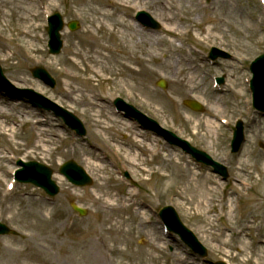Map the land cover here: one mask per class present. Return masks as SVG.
I'll return each mask as SVG.
<instances>
[{
    "label": "rangeland",
    "instance_id": "rangeland-1",
    "mask_svg": "<svg viewBox=\"0 0 264 264\" xmlns=\"http://www.w3.org/2000/svg\"><path fill=\"white\" fill-rule=\"evenodd\" d=\"M86 1L16 0L11 3V0H0V64L7 78L17 88H31L73 112L88 130L85 137H79L53 112L37 107L33 110L30 103L17 102L0 91V109L10 114L6 121H15L14 127L19 128L15 139L18 145L0 137V221L14 230L11 236H0V264H98L99 261L100 264H135L142 260H148L149 264H215L219 261L256 264V256L264 254L262 245L258 244L259 236H264V181L259 180L258 173L245 169L242 161L244 156H264V115L256 113L251 103L247 106L250 94L245 90L244 80L250 75L247 70L250 62L264 50L261 0H126L130 8L124 14H115L110 21L115 29L112 34L100 28L103 23L100 8L93 0ZM221 1H226L227 5ZM139 10L149 12L162 28H144L135 17ZM55 12L62 14L66 24L77 20L80 28L75 32L65 28L61 53L50 55L47 15ZM121 25L131 29L138 26L137 29L144 31L141 33L143 45L131 47L127 39L130 33L126 40L117 38ZM208 28L213 30L209 35L205 33ZM137 40V36L133 37L132 43ZM212 47L221 48L231 54V58L211 63ZM181 56L192 61L197 71L194 83L199 88L192 93L176 84V79L186 77L180 74L181 67L177 65ZM34 67L45 68L55 78L56 87L52 89L35 79L31 73ZM97 69L99 74L93 73ZM188 69H192L191 66ZM66 73L78 78L66 79ZM214 77L225 78L221 86L224 94L214 91ZM161 79L167 83L166 90L157 86ZM65 81L69 83L71 95L66 93ZM232 84L240 86L241 95L235 93L237 89ZM118 97L226 165L230 177L223 180L214 175L211 168L198 164L180 148L172 147L163 138L141 130L135 121L117 114L113 102ZM190 97L202 103L205 110L195 112L186 107L183 100ZM218 97L224 101L220 102ZM94 102L100 108H96ZM31 110L36 117L30 123L21 124ZM210 115L217 118L216 121L211 118L215 122L213 129L207 124ZM237 119L245 124L246 141L240 152L233 154L230 145ZM35 120H44L38 129L44 131L45 139L52 141L50 153L33 149L29 144L30 134L36 137L38 132L31 128ZM103 123H111L110 130L102 127ZM139 140L146 146L152 144L161 148L163 154L172 155L173 163L171 166L169 160L165 163L163 175L172 174L180 180L186 175L185 168L203 173L209 177V187L214 189L216 201L225 203L230 198L236 201L237 221L251 224V229L245 231L247 239L233 238L231 244L223 247L220 244L223 239L217 234L203 232L202 220L186 213L176 198L182 188L179 181L169 187L168 176L163 177L158 171L162 155L142 150L137 144ZM117 152L121 156L116 155ZM137 154L148 160L141 174L140 168L131 162ZM19 159L39 161L53 169L60 194L49 198L32 184L15 182L13 173ZM67 160H75L83 166L93 178V184L82 189L69 183L59 173L60 166ZM101 172L106 177L108 190L114 194L122 197L130 192L138 194L131 209H126L122 203L109 208L97 203L94 190L100 183ZM249 172L251 180L246 177ZM248 181L252 188L242 184ZM11 183H14L13 189L9 187ZM72 203L86 209L87 214L75 213ZM137 204L144 206L146 218L151 220L146 226L137 218ZM168 205L176 209L182 222L207 248L208 258L195 254L179 236L165 233L158 213ZM227 219L231 224L236 222ZM227 223L225 219L218 221L215 229L222 231ZM92 227L98 231L113 227L116 230L112 234L104 232L109 243L103 248L95 247L97 241L100 243L97 237L87 248H72ZM122 230L129 234H119ZM117 237L119 248H108ZM243 242H247L248 248L240 255L238 249ZM139 250L149 252L156 261L150 262L147 256L133 258L130 255Z\"/></svg>",
    "mask_w": 264,
    "mask_h": 264
},
{
    "label": "bare ground",
    "instance_id": "bare-ground-1",
    "mask_svg": "<svg viewBox=\"0 0 264 264\" xmlns=\"http://www.w3.org/2000/svg\"><path fill=\"white\" fill-rule=\"evenodd\" d=\"M15 1L16 0H11V3ZM93 1H94V4H96L100 8L101 10L100 16L103 17L102 19L103 23L101 22L100 28L101 29L106 28L109 34H112L115 29L113 28V25L110 23V21L112 20L113 17H115V14H118L119 12L124 14L126 10L130 8V3L126 0H93ZM20 2L25 3V5L27 4L25 1H20ZM86 2H88V0ZM221 4H224V6L227 5L226 1H221ZM137 27L138 26H136L134 29H131L129 26L125 27V25H121V30L116 32V37L119 38L120 40H126L125 39L126 35L130 33L128 34L130 38H127V39H129L130 44L133 45L131 47H134L135 44L136 46L143 45L144 35L142 34L144 31H142L141 29H137ZM210 32H213L211 28H208L205 31L207 35H209ZM25 33L27 34V31H25ZM135 36H137L138 40L132 43L133 37ZM200 41H203V39H200ZM177 65L181 67L180 74L184 73L186 77L184 78V76H182L183 79L181 78L176 79V84L180 85L181 88H183V90L188 93H192L193 91L198 89L199 87L194 83V79H195L194 75H196L197 71H196V68L193 66V62L188 60V58H186L185 56H181L177 61ZM189 66H191L192 69L186 70ZM98 69L97 71L93 70V73L99 74ZM100 71L102 70L100 69ZM187 76H189V79L187 78ZM71 77L78 78V75L66 73V79L71 78ZM65 84H66V88H65L66 93L68 95H71L72 93H70L69 91V88H70L69 83L65 81ZM232 87L237 89L235 93L239 95L242 94V90H239L240 86L238 84H236V86L232 84ZM218 99L220 102L224 101V98L222 99L221 97H218ZM94 104L96 108H100V105H97L95 102ZM7 117H10V114H8L7 110L0 109V137L3 139V141H10L12 142V144L18 145L17 143H15V139L18 138L19 128L14 127V125H16L15 121L14 122L11 121L10 123L7 122L6 121ZM35 117H36V113L31 110V112H28L26 114V119H24L21 124L30 123L31 120L34 119ZM208 117H209L207 120L208 121L207 124H209L208 127L210 129H213L214 128L213 124H215V122L213 123L211 118H214L215 121L217 120V118L216 116L214 117L211 115ZM42 122H44V120H42ZM42 122L41 121L38 122L36 120L35 122L33 121L31 128L32 130H37L38 132L36 134V137H32V134H30L31 138L29 140V144L32 145L31 148L33 149H40L44 153H50L51 146L53 145V143L52 141H49V139L44 138V135H43L44 131L42 129H38V126L42 124ZM102 127H104L106 130H110L111 123H103ZM137 144H138V147L141 148L142 150L146 149L147 151L154 153L156 156L162 155L158 171L161 172L163 177L168 176L167 178H168L169 187H172V185L175 182L179 181V184L182 186V188L176 198L180 200L181 206L184 207L183 210L186 213L188 212L190 216L197 217L202 220L201 229L203 232L209 233L210 235L217 234L219 238L223 239L222 243H220L222 244L223 247H226L229 244H231L233 238L241 237V238L247 239L246 237L248 236L245 235V231L251 229V224L247 223V221H244V223H240L239 222L240 220L237 221V211H239V207L237 205V202L234 201L232 198H230L225 203H223V201H216L214 199V194L216 195V193H214V189L209 187L210 181H209L208 176H205V174L203 173L198 174L188 168L184 169V172L186 175L183 176L180 180H177L176 176L172 174L163 175V171L165 172V169H166L165 163L168 160L170 161V166L173 163L171 160L172 155L163 154V150H161V148H155V146L152 144H148V146H146L143 143V141H140V140L137 141ZM117 153L116 155L121 156L120 152H117ZM124 159L126 160V157ZM131 162L135 166H138L140 168L138 169V171L141 174L143 173V171H145L143 169V166L146 163H148V160L141 159L139 154H137L135 155L134 158H132ZM242 166H244L245 169L246 168L250 169L251 172L258 173V175L261 176L259 180L261 182L264 181V156L263 157L258 156L257 158H253L251 156H244V160L242 161ZM173 167L176 168L175 166ZM0 172H2L1 167H0ZM4 172L8 173V170H5ZM251 172L246 174L247 175L246 177L248 178V180H251V176H250ZM98 177H99L100 183L97 187H95V190H94V192L96 193V197H97V203L102 204V206H104L105 208L113 207L115 205L118 206L120 203H122L126 209H131V207L134 204V199L138 195L137 193L130 192L128 195L124 197H122L121 195L117 193L114 194V192L108 190L109 189L108 184L107 182L104 181L106 180V177L102 174V172L98 175ZM109 178L107 180H110ZM242 184H244V186L248 188L253 187V185L249 181L243 182ZM101 192L103 193V195H100ZM136 206L138 207L135 210H136V213H138L139 215L137 218H140L141 225L146 226L147 223L151 222V220L146 218L145 209L143 205L137 204ZM227 218H229L232 221H236V222H232L231 224ZM223 219H225L228 222L227 223L228 225L222 231L216 230L215 224L218 221H221ZM113 228H107V229H102L101 231H98L94 227H92V229L89 232H87L88 234L84 235V237L81 240L77 241V243H75L74 246H72V248H87L88 246L93 245L94 237L99 238V241H100V243L97 241V243L95 244V247L103 248L105 243H109L107 242L104 232L111 233V234L115 233L114 231L116 230V228L114 229ZM226 233H228V235H226ZM119 234L128 235L129 232L122 230L120 231ZM228 237L229 239H227ZM259 237H260L259 239L260 241L258 242V244L262 245V252H264V241L262 240L264 236L261 235ZM161 241L165 242L163 239ZM112 242H113V245L109 244L108 248H119V246L117 245V243L120 242V240H118V237L116 238V240L112 239ZM247 248H248L247 242L246 243L243 242L242 244H240V247L238 249L239 254L244 255L247 252ZM122 253L127 254V252H122ZM130 255L133 258H136V257L142 258L141 256H147L150 262L156 261L155 258L150 256L151 254H149V252L145 250H139ZM251 258L252 256L249 257V259ZM249 259L247 261H249ZM99 262L97 263L100 264ZM129 264H133V263H129ZM135 264H149V262L148 260L147 261L142 260L140 263L137 262ZM256 264H264V254L261 253L256 256Z\"/></svg>",
    "mask_w": 264,
    "mask_h": 264
},
{
    "label": "water",
    "instance_id": "water-1",
    "mask_svg": "<svg viewBox=\"0 0 264 264\" xmlns=\"http://www.w3.org/2000/svg\"><path fill=\"white\" fill-rule=\"evenodd\" d=\"M143 19H147L148 24L156 27V23H154L149 17L146 15L143 17ZM158 27V26H157ZM63 28V19L61 18L60 14L56 13L54 16L50 18V30H49V36H50V42H49V48L50 53L52 54H58L62 48V41L60 36V30ZM69 28L71 30H76L78 28L77 23L71 22L69 24ZM218 55H223L221 52H218V50L214 49L212 51V57H217ZM252 71L254 73V81H253V91L254 92V100L255 105L259 107L260 109H264V105L262 104V100L264 99V85H261L260 82L264 81V56L257 58L252 66ZM35 77L43 79L46 83L50 84L52 87L55 86L54 80L51 78V76L45 71L44 69L36 68L32 70ZM4 73H2L1 67H0V80H5V77L3 76ZM159 85L161 87H165V84L163 82H160ZM28 92L33 93V91L28 90ZM120 99L117 100V104L120 103ZM188 106H190L192 109L200 111L202 110L201 104H198L197 102H186ZM44 107V105H42ZM128 114L133 115L134 117H137L139 112H132L128 111ZM64 116V119L77 130V132L80 135H84V127L79 121L78 118H76L74 115H72L69 112H63L62 114ZM140 121L142 122L141 118ZM144 123V122H142ZM147 127L146 123H144ZM154 130H156L154 127H152ZM242 129H239V131L235 134V142H234V149L237 150L241 144L242 141ZM167 138L172 142L176 143L178 145H181L185 148L186 151L193 154V156L197 157L198 160H203L206 163L212 164L216 167V171L221 172L223 175L226 174L225 167L222 168L221 166L211 162L209 158L205 156V154L186 146L183 141L176 138L175 135L171 133H167ZM21 165L24 167L21 172H19V179L26 183H33L39 187H42L45 189L49 194L56 195L59 192V188L56 186L55 182L51 181V170L40 163L31 162V163H23L21 162ZM61 173L67 176V178L77 185H85L91 183V179L83 172V169L79 167L74 162H68L61 168ZM75 210L78 211V213L84 214L83 210L78 208L77 206H74ZM161 216L163 217L164 221L168 225V227L172 230L178 233L183 240L188 243L192 248H194L196 251L200 252L202 255H206L207 252L205 248L199 243L197 237L189 230L187 229L181 222L178 214L172 207H166L162 210ZM12 231L7 228L5 225H2L0 223V234L1 235H8L11 234ZM218 264H224L222 262Z\"/></svg>",
    "mask_w": 264,
    "mask_h": 264
}]
</instances>
